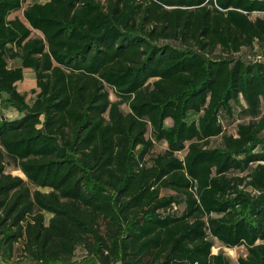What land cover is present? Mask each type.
Instances as JSON below:
<instances>
[{
    "label": "trees",
    "instance_id": "trees-1",
    "mask_svg": "<svg viewBox=\"0 0 264 264\" xmlns=\"http://www.w3.org/2000/svg\"><path fill=\"white\" fill-rule=\"evenodd\" d=\"M31 1L0 0L3 255L264 264V0Z\"/></svg>",
    "mask_w": 264,
    "mask_h": 264
},
{
    "label": "rangeland",
    "instance_id": "rangeland-1",
    "mask_svg": "<svg viewBox=\"0 0 264 264\" xmlns=\"http://www.w3.org/2000/svg\"><path fill=\"white\" fill-rule=\"evenodd\" d=\"M32 1L31 0H23V7L27 6L28 4H30ZM256 15H253L252 18H254ZM14 17H18L20 18V20H23L22 18V12L19 11V12H16V13H13L10 18H14ZM17 89L19 92L25 94L27 100L29 102H31L34 97H35V94H36V86H35V79H34V76L31 72H27L25 73L24 75V79L17 84ZM110 93V100L111 101H114L116 100V97L114 96V94L112 93V91L110 90L109 91ZM124 111H127V107L125 105H123L121 107ZM0 109H2V112H3V115L7 118V119H12L14 118L13 117V111L12 109H8L6 108L2 98H0ZM9 118H8V117ZM189 118H192V116H189ZM238 118V117H236ZM234 121H233V118L228 120L227 121V132L228 133H233L234 131ZM165 150V146H155L154 148V151H158V152H162ZM181 156V155H179ZM7 172H9L10 174H12L13 176H18V177H21L23 178V174L16 168L13 167V165L9 164L7 166V169H6ZM29 187L31 189H34L33 186L29 185ZM44 191H47V190H44ZM172 207L164 210L162 212V214L166 215V214H174L177 210H174V209H171ZM48 216L46 215L45 216V219L47 220ZM20 250H21V242L18 243L16 245V250H15V255L13 257H8V256H4L3 255V252L0 248V264H30L28 261H26L24 258H22L21 256V253H20ZM222 252L227 258H229L231 264H237V258L239 256H242L245 254V249L243 247H236V248H233V249H226V248H222L219 244L217 243H214L213 244V248H212V252L214 254L218 253V252ZM83 251L78 249L76 252H75V258L74 260L77 261V262H80L82 259H83Z\"/></svg>",
    "mask_w": 264,
    "mask_h": 264
},
{
    "label": "built area",
    "instance_id": "built-area-1",
    "mask_svg": "<svg viewBox=\"0 0 264 264\" xmlns=\"http://www.w3.org/2000/svg\"><path fill=\"white\" fill-rule=\"evenodd\" d=\"M254 15H258V14H254ZM245 58H246L247 61H249L251 63L264 62V55L258 54V53H248V54H246ZM171 209L176 210V208L174 206Z\"/></svg>",
    "mask_w": 264,
    "mask_h": 264
},
{
    "label": "crops",
    "instance_id": "crops-1",
    "mask_svg": "<svg viewBox=\"0 0 264 264\" xmlns=\"http://www.w3.org/2000/svg\"><path fill=\"white\" fill-rule=\"evenodd\" d=\"M21 12H22V9H21ZM20 19V18H19ZM21 21H23V20H21ZM27 72H31L30 70H24V75H25V73H27ZM32 73V72H31ZM33 74V73H32ZM13 117L14 118H12V119H9V120H14V119H18L19 117H20V115L18 114V113H16V112H13ZM8 117V116H7ZM9 118V117H8Z\"/></svg>",
    "mask_w": 264,
    "mask_h": 264
},
{
    "label": "water",
    "instance_id": "water-1",
    "mask_svg": "<svg viewBox=\"0 0 264 264\" xmlns=\"http://www.w3.org/2000/svg\"><path fill=\"white\" fill-rule=\"evenodd\" d=\"M1 119H4V117H3V116H1Z\"/></svg>",
    "mask_w": 264,
    "mask_h": 264
}]
</instances>
